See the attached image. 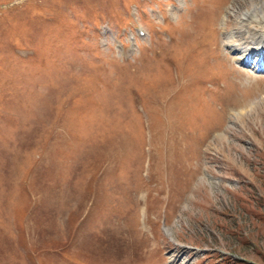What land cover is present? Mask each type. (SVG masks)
Wrapping results in <instances>:
<instances>
[{"label": "rangeland", "instance_id": "obj_1", "mask_svg": "<svg viewBox=\"0 0 264 264\" xmlns=\"http://www.w3.org/2000/svg\"><path fill=\"white\" fill-rule=\"evenodd\" d=\"M261 4L0 0V264H264Z\"/></svg>", "mask_w": 264, "mask_h": 264}, {"label": "bare ground", "instance_id": "obj_2", "mask_svg": "<svg viewBox=\"0 0 264 264\" xmlns=\"http://www.w3.org/2000/svg\"><path fill=\"white\" fill-rule=\"evenodd\" d=\"M227 17L228 13L226 12L225 15L224 12V24H226ZM231 23L234 24V31L227 30L224 33L225 45L229 50L226 54L233 61L248 64L251 68L263 71L264 62L261 63V60H264V4L257 5L253 10L237 14L236 21H229L228 25ZM252 57H255L254 60L257 61L250 63ZM224 90H226V86H224ZM233 104L236 103H229L228 106ZM235 111L241 115H245L247 112L246 107H238Z\"/></svg>", "mask_w": 264, "mask_h": 264}]
</instances>
